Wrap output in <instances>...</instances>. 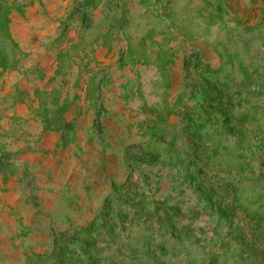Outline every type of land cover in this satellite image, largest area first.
I'll use <instances>...</instances> for the list:
<instances>
[{
	"label": "rangeland",
	"instance_id": "1",
	"mask_svg": "<svg viewBox=\"0 0 264 264\" xmlns=\"http://www.w3.org/2000/svg\"><path fill=\"white\" fill-rule=\"evenodd\" d=\"M0 264H264V0H0Z\"/></svg>",
	"mask_w": 264,
	"mask_h": 264
}]
</instances>
